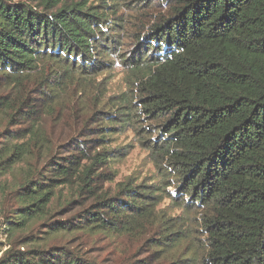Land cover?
Here are the masks:
<instances>
[{
    "label": "trees",
    "instance_id": "obj_1",
    "mask_svg": "<svg viewBox=\"0 0 264 264\" xmlns=\"http://www.w3.org/2000/svg\"><path fill=\"white\" fill-rule=\"evenodd\" d=\"M126 2L0 0V70L22 88L0 104V175L14 179L0 219L43 229L0 264H104L87 239L150 235L128 264H264V0H170L139 31V1ZM117 63L126 90L107 97ZM74 100L82 128L59 155L65 133L45 123ZM124 131L158 181L130 176L110 195L99 186L131 146L108 139Z\"/></svg>",
    "mask_w": 264,
    "mask_h": 264
},
{
    "label": "rangeland",
    "instance_id": "obj_2",
    "mask_svg": "<svg viewBox=\"0 0 264 264\" xmlns=\"http://www.w3.org/2000/svg\"><path fill=\"white\" fill-rule=\"evenodd\" d=\"M68 1L76 2L78 0ZM126 1V3H131L128 4V6H132V3L139 1V10L137 12H133L135 13L134 15L138 17V19L136 20V24L139 31V29L145 26V24L149 25V23L155 20L158 16L166 15L169 9L170 0ZM44 66L50 67L52 66V63L44 61L43 63H41V69H43ZM111 72V80H109L108 83L107 97H111L126 90V75L121 66L118 63L115 64ZM10 73L11 72L9 70H0V104L4 102L9 103V99L20 98L19 95L21 94L20 90L22 88H20V86L17 84V77L19 76H14ZM21 78H26V76ZM38 78V76L31 78V84L32 81H35ZM31 87L33 88V86ZM25 94V97H27L29 94V87L26 90ZM75 103L76 101L74 100L70 103L69 107L67 106L71 111L69 110L66 115L63 114V119H61L59 126L57 125V122L55 123L52 120H48L45 123V130L47 133L51 132L54 129H56V132H58L59 135L65 133L56 144V146L62 144V146L56 149V154L61 155V153H64L62 155L65 156L66 149L63 145H65L66 142L71 140L73 137H76L79 129L82 128V125H76V121L74 122L73 119H70L71 114L77 115V111L73 107ZM70 112L71 114H69ZM8 114V107H0V149L4 147L5 143L8 142L1 138V135L5 132L8 126ZM94 121L95 120H90L88 122V128L92 131V133L96 125H100L94 124ZM108 145L111 147H128L130 145L131 148H128V153L126 154V156H124L123 158H119L116 162L112 163L111 167L112 172L114 173V178L112 181L103 182L99 186L101 191L107 192L110 195H115L117 192V185L121 182L126 181L130 176L140 178L141 180H143L145 177H150V179H156L158 181L156 175L157 171L153 164L150 163L148 152L138 146V144H136L135 137L132 131H124L120 134L117 132L114 136L108 139ZM111 175L113 174H109V176ZM13 185L14 179L11 174H7L6 176L0 175V186L6 188V190L0 189V206L4 204L3 201L5 200L7 201L6 205H9V202L13 203ZM168 191L172 194L175 193L174 188H169ZM168 206L169 200H166L163 204H161L159 208L164 209ZM173 214H179V211H174ZM42 231L43 229L41 227V224L36 225L34 227V231L31 232V229L24 230L20 228H11L9 224L6 223L5 219H0V258L8 250L17 249L16 246L21 243L20 239L22 237L30 235V233H33V235L39 237L42 236ZM150 236H145L138 242L131 241L127 238L109 241L103 237L96 236L87 239V250L91 251V253H94V257H97L98 260L104 264H108L113 259L117 261L118 264H128L133 256L139 259L145 257V254L148 252V247L150 246V242L148 241Z\"/></svg>",
    "mask_w": 264,
    "mask_h": 264
}]
</instances>
